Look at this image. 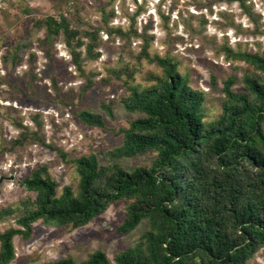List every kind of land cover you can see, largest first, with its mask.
<instances>
[{
	"label": "trees",
	"instance_id": "1",
	"mask_svg": "<svg viewBox=\"0 0 264 264\" xmlns=\"http://www.w3.org/2000/svg\"><path fill=\"white\" fill-rule=\"evenodd\" d=\"M108 19L105 16L104 24L91 31L72 26L63 15L59 20L49 16L35 21L13 53L14 66L28 54L36 33L45 28L48 37L64 36L72 64L84 76L81 47L97 60L101 32L110 40L131 38L120 28L108 27ZM131 34L144 40L139 59L155 64L162 73H149L150 83L141 86L132 83L134 68L112 70L111 76L125 88L120 102L138 117L116 133L120 145L103 156L132 158L152 151L154 160L149 166L131 169L102 163L100 154L78 155L47 144L38 115L36 131L16 123L19 136L5 151L43 146L72 166L77 178L74 186L59 190L48 167L39 165L19 182L33 196L17 208L0 210V218L16 216L17 225L0 231V264L14 261V238L31 239L36 222L74 230L117 202L126 203L124 218L116 228L118 235L130 234L142 222L147 224L135 245L115 253L112 261L97 250L81 262L68 256L44 264H248L264 249V49L222 47L226 60L242 62L247 68L238 89L233 73L222 80L220 113L211 117L205 110L206 93L192 87L190 76L180 72L175 58L150 55L151 38L146 33L138 35L136 29ZM30 57L34 59L32 53ZM216 81L211 73L214 90ZM93 85L86 78L85 87ZM112 104L101 99L99 112L74 110V117L83 126L107 131L106 120L114 118Z\"/></svg>",
	"mask_w": 264,
	"mask_h": 264
},
{
	"label": "rangeland",
	"instance_id": "2",
	"mask_svg": "<svg viewBox=\"0 0 264 264\" xmlns=\"http://www.w3.org/2000/svg\"><path fill=\"white\" fill-rule=\"evenodd\" d=\"M1 14L5 17L0 23V210L17 208L33 196L19 182L39 165L48 167L59 190L76 183L73 167L57 159L56 152L48 148L26 145L5 151L19 136L16 123L37 130L36 115L45 142L66 152H94L101 155L102 163H118L127 169L152 163V151L132 158L103 156L120 145L116 133L138 117L120 102L125 88L122 81L111 76L112 70L134 68L132 83L141 86L150 83L149 73H162L155 64L139 59L144 40L131 34L135 29L138 35L146 33L151 38L150 55L174 57L180 72L190 76L192 87L206 93L205 110L211 117L220 113L222 80L233 73L238 89L247 68L242 62L226 60L222 47L252 52L264 49V0H12ZM62 15L72 26L86 31L103 25L104 17L109 16L108 27L130 34V42L118 37L110 40L101 32L102 45L95 50L100 53L97 60L87 55L86 47L79 49L84 70L81 76L72 64L64 36L48 37L42 28L28 54L14 66L13 53L28 37L34 22L49 16L59 20ZM211 73L217 77L215 90L210 86ZM86 78L93 80L92 88L85 87ZM101 99L113 103L114 118L106 120L108 130L81 125L74 110L99 112ZM125 207V202H117L88 225L74 230L36 222L31 239L14 238L16 254L11 264H44L68 256L81 262L97 250L104 251L112 261L115 253L135 245L147 228L142 222L130 234L118 235L116 228L124 218ZM15 218H0V231L16 227ZM248 264H264V249Z\"/></svg>",
	"mask_w": 264,
	"mask_h": 264
},
{
	"label": "built area",
	"instance_id": "3",
	"mask_svg": "<svg viewBox=\"0 0 264 264\" xmlns=\"http://www.w3.org/2000/svg\"><path fill=\"white\" fill-rule=\"evenodd\" d=\"M10 1L12 0H0V12L6 9Z\"/></svg>",
	"mask_w": 264,
	"mask_h": 264
},
{
	"label": "crops",
	"instance_id": "4",
	"mask_svg": "<svg viewBox=\"0 0 264 264\" xmlns=\"http://www.w3.org/2000/svg\"><path fill=\"white\" fill-rule=\"evenodd\" d=\"M4 17H5V14L2 15L1 12H0V23H3L2 19H3ZM6 17H7V15H6Z\"/></svg>",
	"mask_w": 264,
	"mask_h": 264
},
{
	"label": "water",
	"instance_id": "5",
	"mask_svg": "<svg viewBox=\"0 0 264 264\" xmlns=\"http://www.w3.org/2000/svg\"><path fill=\"white\" fill-rule=\"evenodd\" d=\"M13 178V177H12ZM2 182V179H0V183Z\"/></svg>",
	"mask_w": 264,
	"mask_h": 264
}]
</instances>
